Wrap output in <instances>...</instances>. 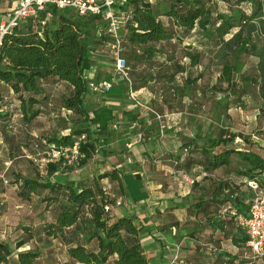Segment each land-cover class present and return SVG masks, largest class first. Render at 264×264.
Returning <instances> with one entry per match:
<instances>
[{"label":"trees","instance_id":"trees-1","mask_svg":"<svg viewBox=\"0 0 264 264\" xmlns=\"http://www.w3.org/2000/svg\"><path fill=\"white\" fill-rule=\"evenodd\" d=\"M217 3L221 8L214 12L206 0H170L163 9L154 6L152 0H129L126 10L130 19L125 25L126 35L122 36L125 57L138 66L150 65L160 53L158 43L177 39L183 43L195 35L194 41L184 47L188 65L176 63L171 75L165 76L174 86L173 90L179 91V77L185 96L195 90L202 75L191 78L187 68L201 66L206 54H216L222 62L221 80L228 88L234 93L239 92L241 97L245 91L239 88L240 83L248 88L254 87L264 102V0H218ZM49 10L54 20L42 36L35 28L26 33L16 29L2 38L0 83L11 91L9 95L14 110L8 118L13 120L16 115L27 131L48 103L49 87L59 84L66 87L67 93L60 96L61 108L71 112L80 127L68 134L45 137V140L69 146L81 135H86L87 142L81 147L84 159L78 164L83 168L95 156L107 160L113 151H108L105 156L100 147L112 142L113 125L119 121L115 106L104 104L90 108L88 103L91 80L87 74L93 68L95 53L104 45V40L96 37V17H79L71 11L61 12L54 7ZM164 18L180 32H171ZM153 71L138 76L135 80L136 83L139 81L138 89L151 84L155 79ZM118 88L119 91L115 89L107 93L103 102L121 103L127 89L126 86ZM122 111L125 118L136 119L131 111ZM196 135L202 137V145L195 144L192 148L190 142H185L183 146L200 154L198 163L204 170L228 168L236 157L243 167L231 169L234 174L245 178L246 182H256L264 191V148L246 141L249 148L238 149L235 142L241 135L232 134L227 139L223 131L214 136L209 130ZM4 136L9 138L7 133ZM10 157L14 160L11 154ZM57 169L56 165H50L48 178L44 180L18 175L11 181L12 187L18 190L21 203L30 204L33 196L46 192L43 200L58 206L54 221L44 223V235L61 240L68 257L77 264H149L134 220L113 214V209L122 203L117 206L116 199L111 198L101 185L104 179L115 180L123 193V180L118 172L115 169L101 172L99 169L93 185L86 186L85 183L52 182L50 178ZM246 188L221 179L216 182L212 196L218 206L230 204L239 214L246 216L253 199L251 190L248 186ZM106 207H110V212L105 211ZM28 242L8 244L0 241V264H40L39 250L19 252ZM247 263L245 260L243 264Z\"/></svg>","mask_w":264,"mask_h":264},{"label":"rangeland","instance_id":"rangeland-1","mask_svg":"<svg viewBox=\"0 0 264 264\" xmlns=\"http://www.w3.org/2000/svg\"><path fill=\"white\" fill-rule=\"evenodd\" d=\"M3 1L4 0H0V17L7 13L2 12L7 8H3L2 10ZM206 1L211 3L214 12L219 11L221 8V5L219 6V3H217L218 0ZM152 3L158 9H163L170 4V0H153ZM53 20L54 18H52L50 24H52ZM163 20L168 29L171 30L172 22L167 18ZM125 25L122 27L121 31L123 37L126 35ZM169 43L175 45L178 43V39L176 42L171 40ZM183 43L189 44L190 42L185 41ZM184 46L185 45H181L178 49L172 50L173 52L171 55L176 58V63L188 65L189 60L184 58L186 53ZM209 56L211 57L209 58L207 54L205 55L203 63L200 67L195 69V73H188L189 76L191 75V78H197L199 75H202V78L197 82L195 90L186 96L182 88H180L182 87L181 77L177 80V85L180 86L178 88L179 91L173 90L174 86L169 84L165 78V76L171 75V69L161 66L158 71L154 72L155 79L151 81V89L153 93L162 94L164 99H162L161 103H153L152 106L158 112L163 113L161 106L164 104L167 109L172 111L171 115L173 116L169 118L171 119L170 123L174 122L178 117L180 120L182 118L181 113H185V117L183 116L181 121L183 127V132L181 133L185 134L187 137L189 136L191 139L197 137L196 133L200 134L209 130L214 136L220 131H223L227 139H230L232 134L241 135L235 142V146L238 149L249 148L246 141L255 143L264 148V102L261 100L258 91L254 87L248 88L245 87V84L241 83L239 84V88L245 91L241 97L238 95L239 92L234 93L231 91L227 84L221 80L222 62L220 58H217L216 54ZM95 58V69L98 70L99 75L104 77L106 81H112L114 79L111 92L116 90L119 91L118 87H121V89L125 87V82L114 75L113 63L109 51L105 46L98 48L95 53ZM243 61H245V59ZM129 65L131 67L134 87L136 90H139L136 86L139 84V81L136 83L135 80H138L139 75L149 74L151 72V67H149L148 64L138 66L130 61ZM249 73H251V71H249ZM92 81H95V79L92 78ZM64 93H67L66 87L62 86L59 88L57 85H51L48 92V103L45 105L44 110H42V114L34 121L31 129L26 131L21 128L20 125L24 124H19L18 118H14L13 120L8 118L12 112L9 106L13 104V102L10 99V95L6 94V88H4L2 84L0 85V120L2 121L0 133L1 137L7 141L8 144L6 148L3 147V144H0V237L3 235L5 237L4 240L12 244L21 241H29L27 245L23 247V249H25L23 251L39 250L41 254L39 260L40 264L77 263L73 262L68 257L67 249L61 245L59 240L54 241L52 238L50 239L42 236L44 223L54 220L58 212V206L50 205L43 200V197H46V192H42L40 196H33L32 203L30 204L21 203L17 197L18 190L12 187L13 184L11 181L18 175L37 178L39 180L48 178V176L39 172L38 166L32 160L34 155L45 150L44 145L40 144L41 141L46 139L45 137L68 134L72 130L80 127L78 119L71 112L68 113L61 108L60 96ZM105 95L106 94L100 95L91 92L88 99V103L91 106L90 108L106 104L103 102ZM124 96L122 101L123 108H121V110H124L126 113L131 111L133 115H136L138 120H144L145 117L142 116L140 110L134 107L131 101L126 97V94H124ZM183 98H185L184 101H186L187 104L183 102ZM239 98L240 100H238ZM184 107L187 109H184ZM177 114L180 115L177 117ZM124 120L125 115H123L122 119L118 122H123ZM11 125L13 129L9 128ZM141 127L139 130H141ZM4 132L8 134L9 138H5ZM32 133L36 136H32ZM117 134L114 135L113 140L118 138L117 140L119 141V135ZM132 141H134V136L132 140L128 142L132 143ZM122 143L124 142L119 141L113 145V148L116 150L112 153L109 152L110 155L114 153L122 155L120 153L121 150H119ZM37 144L39 147L36 146ZM6 149H8L9 156L11 154L14 157V160L11 159L13 162L8 166L9 168H7L5 164L9 161L7 160ZM111 149L112 148L108 145L100 147L101 152H103L105 156H108V151H111ZM193 153L199 154L195 151H193ZM198 156L199 155H196V157ZM98 159L100 158L95 156L94 160L83 168H79L78 164L71 166L65 169L60 175L50 178V180L66 185H80V183H85L86 186H92L93 178L96 177V173L100 169V161ZM233 162L236 163V167L241 163L236 157H233ZM133 169H135V167H133ZM1 177L9 181L8 186L3 184ZM126 181L129 190L134 192V198L139 199L141 197L139 192L141 191L140 181L129 175L126 177ZM110 191L116 196L120 194L119 190ZM23 228L29 231H24Z\"/></svg>","mask_w":264,"mask_h":264},{"label":"crops","instance_id":"crops-1","mask_svg":"<svg viewBox=\"0 0 264 264\" xmlns=\"http://www.w3.org/2000/svg\"><path fill=\"white\" fill-rule=\"evenodd\" d=\"M4 1L1 8L3 10L7 7L2 11L5 13L11 9L12 1ZM171 24V32L178 34L180 31L173 23ZM35 28V24L27 21L18 30L26 33L31 29L35 30ZM194 38L195 35H191L185 41L191 43ZM170 41L157 44L160 53L155 61L149 65L154 70L153 72L158 71L161 66L172 71V66L176 64V58L171 55L172 50L178 49L181 45H189L179 42L171 45ZM172 41L176 42V40ZM197 67H188L187 72L195 73ZM87 75L91 81L92 78L96 82L106 81L95 69V64ZM1 84L6 88V94H11L8 86ZM57 86L59 88L65 87L63 84ZM151 87L152 84L137 91L146 103L151 105L161 103L164 96L153 93ZM184 100L185 98H183V102L187 104ZM106 104L115 106V109L117 108L115 112L119 117H123L122 110H120L123 108L122 102H106ZM184 109L187 108L184 107ZM161 110L169 115V118L173 116L171 115L172 111L167 109L164 104L161 106ZM184 114L181 113L182 118ZM179 115L177 114V117ZM14 117L17 118L16 115ZM178 118L172 123H170L171 119L169 120L168 130L164 137H160L158 125L155 122L146 126L144 120L125 118L123 122L118 123L116 131H119H115L114 135L118 133L119 141L124 142L119 149L122 155L111 154L107 158L109 161L100 158V156L98 159L101 172L115 169L123 180V193H120L119 196L110 191H120L117 181L108 179L101 181V185L107 190L111 198L116 199V201L123 199L122 205L113 209V214L134 220V224L139 229L140 244L149 264H243L246 260L245 256L249 252L247 242L244 241L248 239V236L239 225L236 216L243 214H239L236 208L230 204L218 206L216 200L213 199L212 192L216 182L221 179L228 180L237 186L241 185V188L245 190L247 189L246 179L236 176L231 170L236 168V163L233 160L228 168L214 171L204 170L198 163L201 158L200 154H195L192 150L195 144L202 145V137L191 139L181 133L183 132L182 118L180 120ZM17 120L19 124L23 123L20 119ZM1 123L0 120V125ZM140 127L146 129V139L143 143L137 144L135 143V136ZM31 135L36 136L33 133ZM133 136L134 141L128 142L132 140ZM117 139L108 145L113 152L116 150L113 145L119 142ZM185 142L192 144L189 151L183 146ZM0 144H3L4 148L8 145L7 141L1 137V133ZM186 150V157L182 159ZM5 151H7V160H9L5 164L9 168L8 166L13 161L8 154V149ZM196 155L199 156L196 157ZM238 167L242 168L243 163L241 162ZM128 175L140 181L141 191L139 192L141 197L139 199L134 198V192L128 188L126 181ZM186 178L193 179L195 183L189 184L186 182ZM4 197L6 198L5 195ZM23 230L27 231L26 228ZM42 236L46 237L44 233ZM4 238L1 235L0 241L12 244ZM59 241L67 249L62 241ZM23 250L25 249L22 247L19 252Z\"/></svg>","mask_w":264,"mask_h":264},{"label":"built area","instance_id":"built-area-1","mask_svg":"<svg viewBox=\"0 0 264 264\" xmlns=\"http://www.w3.org/2000/svg\"><path fill=\"white\" fill-rule=\"evenodd\" d=\"M12 6L8 12L0 17V45L2 38L13 33L22 24L31 21L36 26V31L40 36L49 26L53 16L50 8L64 12L71 11L79 17H96L98 27L96 37L98 40H104V46L109 51L115 77L122 79L126 86V97L131 101L135 108H138L145 117L146 126L157 123L160 137H164L168 130L169 115L158 112L151 104L146 103L134 87V81L131 75V67L125 57L126 47L121 34L122 27L129 21L130 13L126 10L129 0H11ZM151 1V0H150ZM113 81L90 82L89 89L95 94H107L113 88ZM9 109L14 110V105ZM122 116L119 117V120ZM119 122L114 123L113 129L116 130ZM13 129L11 125L9 127ZM21 128L27 131L26 126ZM146 139V129L139 130L135 136V143H143ZM87 142L86 135H81L69 146L49 143L47 140L41 141L45 150L39 152L32 160L38 166L41 174L48 176L50 165H56L57 171L52 175L56 177L65 169L79 164L84 159L82 145ZM36 146L39 147L37 144ZM37 147V148H38ZM187 150L182 159H185ZM142 176V175H141ZM51 177V178H52ZM5 186L9 181L1 177ZM186 182L193 185V179H185ZM247 186L253 194L248 215H236L239 225L245 230L248 240L247 246L249 252L245 259L247 264H264V191L254 181H247ZM121 200L116 201V205H121ZM110 212V207L105 208Z\"/></svg>","mask_w":264,"mask_h":264}]
</instances>
